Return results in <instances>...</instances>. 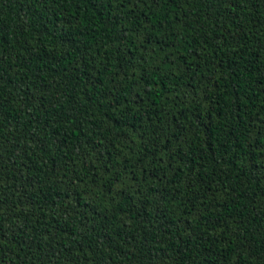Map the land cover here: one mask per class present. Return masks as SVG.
<instances>
[{"label": "trees", "instance_id": "16d2710c", "mask_svg": "<svg viewBox=\"0 0 264 264\" xmlns=\"http://www.w3.org/2000/svg\"><path fill=\"white\" fill-rule=\"evenodd\" d=\"M0 264H264V0H0Z\"/></svg>", "mask_w": 264, "mask_h": 264}]
</instances>
